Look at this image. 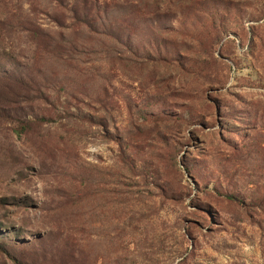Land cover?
<instances>
[{"label": "rangeland", "instance_id": "obj_1", "mask_svg": "<svg viewBox=\"0 0 264 264\" xmlns=\"http://www.w3.org/2000/svg\"><path fill=\"white\" fill-rule=\"evenodd\" d=\"M0 75V264H264V0H0Z\"/></svg>", "mask_w": 264, "mask_h": 264}, {"label": "trees", "instance_id": "obj_2", "mask_svg": "<svg viewBox=\"0 0 264 264\" xmlns=\"http://www.w3.org/2000/svg\"><path fill=\"white\" fill-rule=\"evenodd\" d=\"M127 46H128V48L129 49H127L128 50V52L129 53H132V51H133V49H130V45H128L127 44ZM72 52H73V50L71 49L70 51L66 48V49H63V48H61V52H59L58 54V56H59V60H61L63 63H65L66 64V62H67V60L69 61V62H72L73 61V58H72ZM1 76V75H0ZM45 80V79H44ZM0 81H1V78H0ZM32 92H33V90H32ZM36 97V96H35ZM36 100L37 99H43V100H46L45 98H42V97H36L35 98ZM34 99V100H35ZM27 120H28V123H31V122H34V121H40L41 119H42V117L41 116H39V115H35V114H30V115H27L26 117H25Z\"/></svg>", "mask_w": 264, "mask_h": 264}]
</instances>
